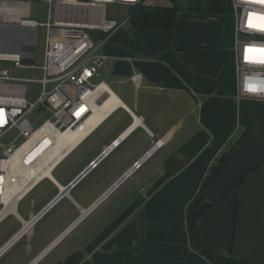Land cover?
Returning <instances> with one entry per match:
<instances>
[{
    "label": "crops",
    "instance_id": "1",
    "mask_svg": "<svg viewBox=\"0 0 264 264\" xmlns=\"http://www.w3.org/2000/svg\"><path fill=\"white\" fill-rule=\"evenodd\" d=\"M223 12H216L223 16L217 15L212 24L207 13L182 12L173 31H128L126 26L102 46L108 59L100 82L121 104L79 143H70L64 159L87 140L95 141L85 160L91 159L77 174L65 182L55 179L62 158L45 179L56 194L48 196L39 210L29 211L28 219L20 215L19 206L39 184L19 203L17 217L11 216L20 228L0 239V264H208L191 247L186 222L173 214L193 202L210 166L239 141L208 189V202L220 198L245 168L264 161V101L238 100V73L230 61L233 51ZM210 25L215 29H208ZM135 72L141 74L138 86L131 79ZM247 127L249 135L243 139ZM116 140L119 146L77 180ZM157 140L164 147L134 173L133 165L148 158L147 151ZM130 169L134 175L115 188ZM96 171L87 198H81L79 187ZM106 195L92 211L96 200ZM57 196V203L34 226L21 231L22 220L36 216ZM65 202L66 216L54 233L37 235L42 218ZM103 209L99 220L84 230ZM143 222L184 228L167 232L162 242L143 236L136 251L105 249L126 226ZM199 234L221 256L240 264H264V163L223 202L203 212Z\"/></svg>",
    "mask_w": 264,
    "mask_h": 264
},
{
    "label": "built area",
    "instance_id": "2",
    "mask_svg": "<svg viewBox=\"0 0 264 264\" xmlns=\"http://www.w3.org/2000/svg\"><path fill=\"white\" fill-rule=\"evenodd\" d=\"M150 1L0 0V223L11 215L17 217V208L23 198L49 179L42 174L47 153L60 147L62 137L67 138L69 133L84 129L97 109L108 100L111 90L107 85L94 83L108 59L101 48L129 21L128 16L122 20L110 17V6L130 8L149 5ZM222 1L235 20L233 49L238 73V100L264 101V0ZM33 2H45L49 7L48 21L43 25L30 19ZM40 26L45 29L43 78L34 82L41 86L42 93L32 102L30 87L25 83L27 80L17 78L12 69L2 68V64L12 63L20 69L35 68L25 62L34 59L32 50L36 48ZM131 79L138 86L141 74L135 72ZM35 111L43 117L50 116L37 128L29 119ZM10 137L14 138L8 144L1 143L2 139ZM46 143L33 158L34 152ZM119 143L120 140L114 141L97 162L106 158ZM163 147L164 142L157 140L147 151L148 158L142 157L133 165L134 173ZM66 150L64 147L59 155ZM97 162H93L77 179L94 169ZM131 169L116 182L115 188L134 175L129 173ZM16 180L26 181L27 189L12 202H7L17 189ZM108 196L97 199L90 209L95 210ZM57 201L58 197L53 200V205ZM13 204H16V211L12 209ZM46 211L35 217L39 220ZM25 222L22 220L23 228Z\"/></svg>",
    "mask_w": 264,
    "mask_h": 264
},
{
    "label": "rangeland",
    "instance_id": "3",
    "mask_svg": "<svg viewBox=\"0 0 264 264\" xmlns=\"http://www.w3.org/2000/svg\"><path fill=\"white\" fill-rule=\"evenodd\" d=\"M149 5H162V6H178L183 12H185L190 7V0H151ZM205 7H210V11L207 13L209 16H212L214 20H216L217 15H222L221 13H216L219 10L225 9L223 14L226 17L225 26V35L228 41H231L232 54L230 56V61L235 64V56H234V21L233 18L227 12L226 3H223L222 0H211L210 5ZM108 15L110 17H116L119 19H124L129 15V8L123 6H110L108 9ZM223 16V15H222ZM49 17V7L45 2H33L30 10V19L37 22L39 25H43L48 21ZM208 29H215L214 25H210ZM37 45H36V59H35V68L29 69H20L15 67L14 64L10 63L8 65L2 64V68L12 69L17 78L27 80L26 85L30 87V100L32 102L36 101L42 93L41 86L34 82L39 81L43 78V73L41 70L43 64V55H44V45H45V29L43 27H39L37 30ZM100 82V78H97L94 83L98 84ZM50 90V88H48ZM49 115L42 116L39 115L36 111L29 116L31 123L35 128L40 126L44 120L49 118ZM14 137H10L7 140L2 139V144H8L9 140ZM96 140V139H95ZM95 141L93 139L87 140L84 144H81L73 153H71L64 161L59 165L56 171L53 173V176L59 182H65L66 180L72 178L75 174L78 173L88 162L86 157L90 155L92 152V146ZM96 172L90 175L79 187L78 191L82 193L81 198L86 199L88 196L89 188L93 185L92 182L96 180ZM57 189L53 186L51 181L45 180L41 184H39L36 189L28 195L19 206V213L25 219H28V212H34V208L36 210L40 209L42 202H46V198L48 196H52L56 194ZM67 202L63 205L58 206L57 208L51 210L48 214H46L41 222L37 225L36 231L37 235L43 234H51L54 233V230L58 225L62 223L66 216V211L63 210V207ZM105 209L102 211H98L97 216L92 219V221L84 228V230H88L91 225L95 224L100 216L103 214ZM183 220V219H182ZM186 222V220H183ZM187 223V222H186ZM20 228V224L16 220L14 216H9L5 221L0 224V239L10 237L13 233H15ZM87 228V229H86Z\"/></svg>",
    "mask_w": 264,
    "mask_h": 264
},
{
    "label": "trees",
    "instance_id": "4",
    "mask_svg": "<svg viewBox=\"0 0 264 264\" xmlns=\"http://www.w3.org/2000/svg\"><path fill=\"white\" fill-rule=\"evenodd\" d=\"M174 1V0H171ZM190 7L186 11L196 13H208L210 2H204V0H190ZM183 12L178 6H162V5H142L131 7L129 9V22L128 31L137 30H157V31H173L179 15ZM249 135V128L247 127L246 136ZM242 141V140H241ZM239 141L232 146L228 151L224 152L218 157L214 163L210 166L206 177L204 178L201 188L196 195L195 199L189 206H181L173 215L180 219L186 220V227L190 234V245L194 250H198L204 255L208 264H240V262L233 257H224L217 254L213 249L205 245L199 234V218L203 212L213 204H219L223 202L230 191L238 188L247 175L257 170V168L264 163L261 161L255 165L245 168L241 174L235 179L234 183L228 186L223 192L222 196L218 198L214 203L206 200V193L211 184L221 174L223 165L228 158L232 150L236 149L240 144ZM184 226L159 224V223H131L124 228L109 244L105 246V249L116 247L119 250H125L133 248L138 250L136 243L144 236L150 241H165L167 232L171 230L183 229ZM136 245H135V244Z\"/></svg>",
    "mask_w": 264,
    "mask_h": 264
},
{
    "label": "bare ground",
    "instance_id": "5",
    "mask_svg": "<svg viewBox=\"0 0 264 264\" xmlns=\"http://www.w3.org/2000/svg\"><path fill=\"white\" fill-rule=\"evenodd\" d=\"M210 2V0H204V2ZM131 8V7H130ZM129 8V9H130ZM128 17H129V15H128ZM129 22V21H128ZM128 26V25H127ZM16 45V44H15ZM14 46V45H13ZM234 56H235V53H234ZM34 59H35V53H34ZM33 59V60H34ZM107 61V60H106ZM235 63H236V58H235ZM105 64V63H104ZM34 65V64H33ZM104 66V65H103ZM102 66V67H103ZM101 67V68H102ZM100 71H101V69H100ZM140 74V73H139ZM108 100L106 101V102H104V104L105 105H103L102 107H100L99 109H97V112L93 115V117L90 119V121L88 122V124L86 125V127L84 128V129H81V130H77L76 132H73V133H69V135H67V138H65V136L64 137H62V139H63V141L60 143V147L59 148H55L54 150H50L48 153H47V155H46V157H45V166H43V168H42V171H43V176H47V177H49V174L52 172V169H53V167L59 162V161H61L60 159L62 158V156H63V158L67 155V153L71 150V144L70 143H72L73 145H76L77 143H79L83 138H84V136L88 133V132H90L94 127H96L104 118H105V116H106V114H107V112L111 109L112 110V108H114V107H116V106H119L121 103H120V101H119V99L113 94V93H111L110 94V96L107 98ZM108 117V116H107ZM65 138V139H64ZM120 144V143H119ZM47 145V143L46 144H43L42 146H40L38 149V151L36 150L35 152H34V154L32 155V157L34 158L35 156H37V154H38V152H40L41 150H42V148L43 147H45ZM119 146V145H118ZM117 146V147H118ZM64 147H66V154L65 153H63V154H61V155H59V153H60V150H62ZM116 147V148H117ZM115 148V149H116ZM113 151V150H112ZM111 151V152H112ZM58 157V159L56 160V161H54V159L55 158H57ZM98 159L99 158H97L94 162H97L98 161ZM53 162V163H52ZM100 162V161H99ZM99 162H97V163H99ZM93 163V162H92ZM92 163L90 164V166L85 170V171H87L90 167H91V165H92ZM98 165V164H97ZM97 167V166H96ZM95 167V168H96ZM90 171V170H89ZM88 171V172H89ZM42 176V177H43ZM27 184H26V181H15V186H16V188L17 189H15L14 191H13V194L12 195H10L9 196V198H7L8 199V201L7 202H9V201H13V198L14 197H16V196H18V195H20L21 196V194L23 193V192H25L26 191V189H27V186H26ZM71 185V184H70ZM26 197V196H25ZM24 197V198H25ZM58 197V200H59V196H57ZM57 197H55V198H57ZM23 198V199H24ZM54 198V199H55ZM53 199V200H54ZM53 200L49 203V204H51L52 202H53ZM57 203V202H56ZM55 203V204H56ZM49 204H48V206L44 209V210H42L41 212H45L47 209H49V207L50 206H52L53 205V203L49 206ZM54 204V205H55ZM53 205V206H54ZM51 208V207H50ZM14 211H16V204H13V208H12ZM40 212V213H41ZM40 213H38L37 215H39ZM36 215V216H37ZM39 218V217H38ZM38 218L37 217H35V216H32L31 217V219H33L29 224H27V222L28 221H30V220H28L27 222H25V226H24V228L21 230V231H26L27 229H29L37 220H38ZM26 228V229H25ZM20 234V233H19ZM8 245H6V247H7Z\"/></svg>",
    "mask_w": 264,
    "mask_h": 264
},
{
    "label": "water",
    "instance_id": "6",
    "mask_svg": "<svg viewBox=\"0 0 264 264\" xmlns=\"http://www.w3.org/2000/svg\"><path fill=\"white\" fill-rule=\"evenodd\" d=\"M83 1H86V0H83ZM32 53H33V54L35 53V47H33ZM33 63H34V60H33V59H31V60L25 62V64H27V65H32ZM77 180H78V179H77ZM77 180H75V181H73V182L71 183V186H69V188H68L69 190H70V188H71L72 186H74V184L76 183Z\"/></svg>",
    "mask_w": 264,
    "mask_h": 264
}]
</instances>
